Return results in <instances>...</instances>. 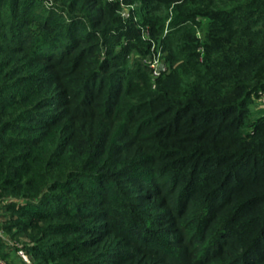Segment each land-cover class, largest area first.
Wrapping results in <instances>:
<instances>
[{"label": "trees", "instance_id": "16d2710c", "mask_svg": "<svg viewBox=\"0 0 264 264\" xmlns=\"http://www.w3.org/2000/svg\"><path fill=\"white\" fill-rule=\"evenodd\" d=\"M263 89L264 0H0L19 264H264Z\"/></svg>", "mask_w": 264, "mask_h": 264}, {"label": "built area", "instance_id": "2783aa9c", "mask_svg": "<svg viewBox=\"0 0 264 264\" xmlns=\"http://www.w3.org/2000/svg\"><path fill=\"white\" fill-rule=\"evenodd\" d=\"M156 61L154 60L153 63L151 64V74L153 77H158L159 74L164 71V70H157V66H156ZM0 240H2L5 244L6 250H15V252L17 253V255L22 258L25 262L29 263V259L27 257V255L25 254V252L21 249L20 245L17 244L16 242L10 240L9 238H7L4 235V232L2 231V229L0 228ZM0 264H7L6 261L2 258H0Z\"/></svg>", "mask_w": 264, "mask_h": 264}, {"label": "rangeland", "instance_id": "374dc122", "mask_svg": "<svg viewBox=\"0 0 264 264\" xmlns=\"http://www.w3.org/2000/svg\"><path fill=\"white\" fill-rule=\"evenodd\" d=\"M125 12L127 14V12H128V9L127 8H125ZM151 58H153L157 62L156 63L157 70H164V62L159 59V57L157 56V54L153 53L151 55ZM259 94H260L261 100L264 102V89L262 91H260ZM10 252H11V254H10V257L7 259V262L8 261L9 262L10 261H13L15 264H19L21 262L20 259H22V258H18L19 256L17 255V253L15 252V250H11Z\"/></svg>", "mask_w": 264, "mask_h": 264}]
</instances>
